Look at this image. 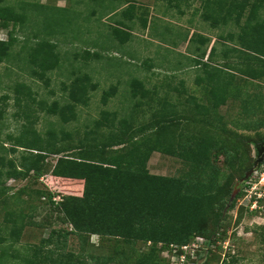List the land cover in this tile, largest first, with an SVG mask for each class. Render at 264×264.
<instances>
[{
  "label": "trees",
  "instance_id": "obj_1",
  "mask_svg": "<svg viewBox=\"0 0 264 264\" xmlns=\"http://www.w3.org/2000/svg\"><path fill=\"white\" fill-rule=\"evenodd\" d=\"M96 1L105 6L99 20L108 17L112 21L104 24L108 32H99L101 39L107 37L109 43L116 45L117 41L122 46L131 41L136 20H140L144 28L149 26L147 11L134 3L126 6L121 2L120 5L107 2H115L113 0ZM20 4L17 9L8 0H0V29L8 33V39H0V65L9 62L14 56V47L19 41L18 28L22 30L29 27L33 21L32 24L36 26V30H32L35 40L30 44L32 39L29 37L21 49L25 51L24 56L32 74L49 84L48 73L62 64V55L57 41L51 37L53 34H47V28L45 35L42 33L44 27L41 26V15L37 11L46 4L25 1ZM200 10L203 18L214 27L229 23L235 26L236 30L226 37L233 45H228L225 56L234 54L239 62L230 69L211 65V62L203 61L207 51L202 47L196 51L199 55L193 57L194 65L204 69L205 76L199 77L197 82H205L203 86L206 87L208 100L205 103L194 97V101L204 115L200 122L210 124V108L217 110L230 97H238L241 93L240 87H236L237 72L249 78H264V0H204ZM30 11L37 14L34 20L30 18ZM96 13L94 9L92 16ZM55 22L61 25L60 20ZM152 27L158 30L157 26ZM168 29L159 30L165 41L170 31ZM188 37L189 33L184 39ZM196 39L203 44L211 40L193 33L190 41ZM101 48L109 50L105 46ZM215 52V46L211 47L209 59ZM16 54L21 56L22 53ZM84 56L86 59H101L105 54L85 49ZM187 58L190 57L187 55ZM76 74L65 87V91H68L65 103L59 100L51 104L44 100L39 102L43 110L58 115L62 123L77 120L79 106H88L92 92L99 87L90 73ZM128 83L131 89L127 90V96L135 100L134 106H141L146 98L154 100L152 90L146 87L140 77L135 76ZM118 89V85H112L109 90H105L103 104L107 105ZM13 92L15 103L29 122L19 134L8 135L12 141L10 147L6 145L7 141H0V206L13 195L21 200L22 195L27 193L25 188L11 193L12 188L7 186L8 180L32 178L39 181L49 178L46 183L48 188L35 189L28 194L36 193L39 200H45L51 206L50 210L57 213L58 221L68 226L52 229L47 238L38 244L28 245L25 253H19L15 243L20 241L26 226L32 223L38 207L30 203L28 214L25 209L12 211L5 225L0 226V264H173L162 256L164 249L172 243L188 244L194 237H206L210 246L206 254L201 256L200 264L214 263L212 245L226 238V227L229 226L225 223L226 214L235 207L244 184L255 177L253 175L239 184L241 192L234 199L232 194L239 181L227 187L224 192L226 195L220 198L223 192L220 186L223 169L217 162L220 156H224V165L234 166L243 156L239 150L251 141L235 135L239 146L229 149L210 138L181 135L178 128L185 118L169 109L159 110L154 115L156 119L149 125L135 129V110L132 108L122 117L119 111L102 109L99 118L84 126L78 143L59 144L56 128H50L45 136L33 126L31 117L35 108L31 107V100L36 99L31 85L16 82ZM259 96L248 99L249 111L253 110L251 107H261ZM4 98H9V95ZM3 118L4 110L0 109V123ZM105 129L109 130V134ZM61 131H64L63 126ZM74 131L79 134L80 128ZM138 132L143 133L141 141L138 140ZM68 135L71 136L72 132L69 131ZM156 151L176 155L183 159L188 169L178 177L151 173L148 162ZM52 155L58 157L50 169L49 158ZM254 164L247 170L253 168ZM259 166L258 169H262L264 162ZM51 217L48 220L50 223L53 220ZM74 234L85 239L84 242L89 241L85 235H98L104 240L102 245L106 246L105 241L112 239L115 243L109 248V253L99 256L90 255L84 245L80 252L68 250V239ZM8 239L11 244L3 245ZM12 248L16 250L15 253ZM88 258L94 260L93 263Z\"/></svg>",
  "mask_w": 264,
  "mask_h": 264
},
{
  "label": "rangeland",
  "instance_id": "obj_2",
  "mask_svg": "<svg viewBox=\"0 0 264 264\" xmlns=\"http://www.w3.org/2000/svg\"><path fill=\"white\" fill-rule=\"evenodd\" d=\"M8 1L17 9H19L22 1L46 4L40 6L41 9L37 11L40 12V23L44 27L42 33L45 35L44 31L47 28L46 33L53 34L51 37L57 41L62 55V64L48 73L50 82L47 84L44 79L32 74L29 63L24 56L25 51L21 49L29 37L32 39L30 44L35 40L32 34V30H36L35 24H32V21L29 27L22 30L18 28L19 41L14 47V56L9 62L0 65V109L4 110V118L0 123V141H7L8 147L11 146L12 142L8 139V135L19 134L24 125L29 122L26 116L22 114L20 106L15 103V93L13 92V86L16 82H26L31 85L34 92L33 96L36 99L31 100V107L35 108L31 117L33 126L45 136L48 135L50 128H56L59 144L75 145L78 143L82 138L80 134L85 130L84 126L99 118L102 109L119 111V115L122 117L131 112L133 108L135 110V129L149 125L151 121L156 119L154 115L159 110L169 109L185 118L183 124L178 128L181 135L210 138L229 149L238 145L235 135L251 141L239 150L243 156L234 166L224 165L225 157H219L217 163L223 169V174L220 177V186L223 192L220 198L226 195L224 192L227 187L238 181L241 182L244 174L248 171L247 169L253 162H256L257 144L261 145L264 141V78H249L237 72L236 87L241 89L239 96L230 97L227 103L217 110L210 108L208 115L210 124L200 122L204 115L197 108L194 97H197V101H204L205 103L208 101L206 87L203 86L205 82H197L199 77L205 76L204 69L203 67H195L194 61L185 59L182 55H188L189 51H197L198 47L205 49L208 54L211 47L215 46V54L210 59L208 55H205L203 61L209 59L211 65H220L228 69L239 63L234 54L229 57L225 56L228 45L229 47L233 45L230 39L226 37L232 30H236L235 26L229 23L225 26L214 27L210 21L205 20L202 10H200L204 0L107 1L111 5H118L121 2L120 4L124 3L123 5L127 6L128 3H134L148 13V28H144L142 22L136 20L133 23L134 38L122 46L118 45L117 41L115 42L116 45L109 43L107 37L101 39L99 32H108L104 24L112 23V21L108 17L99 20L105 6L96 0ZM36 5L39 4L36 3ZM94 9L97 13L92 16ZM31 14L33 16L30 15V18L34 20L37 16L36 12ZM56 20H60L61 25H57ZM152 26H157L158 30L156 31ZM168 28L170 31L166 36L167 41H165L162 39L163 35L159 34V30L164 31ZM53 29L60 31L57 30L58 32L55 34ZM187 33H189V37L185 40L184 36ZM193 33L203 35L211 40L207 44H203L197 39L190 41ZM0 39H8L7 30L0 29ZM110 44L113 46H108ZM104 46L108 47L109 50L101 48ZM85 49L102 51L105 57L86 59L84 56ZM19 52L22 53L21 56L16 54ZM196 54L199 55L197 52ZM240 64L244 65L242 62ZM78 72L90 73L93 76V81L99 83V87L92 92L88 106H79L77 120L62 123L58 115L48 114L39 102L44 100L51 104L54 100H59L61 103H65L68 99V91H65V87ZM135 76L144 80L146 87L152 90L151 96H154L152 101L148 98L144 99V103L139 107L134 106L135 100L127 96L129 94L127 90L131 89L128 81ZM112 85H118V92L105 105L102 100L103 93L105 90H109ZM5 95H9V98H4ZM257 96L261 98L259 102L261 107H251L250 109L253 110L249 111L247 108L248 99ZM165 102H168L167 107ZM62 126L64 127L63 132L61 131ZM78 127L80 128L79 134L74 131ZM69 131L72 132L71 136L68 135ZM105 132L109 134V130L106 131L105 129ZM142 134V132L137 134L139 141L143 139ZM146 134L147 132L144 136ZM57 157L52 155L49 158L50 169L55 164ZM148 169L151 173L178 177L182 176L188 167L183 159L176 155L156 151L148 162ZM257 171L264 172V167L257 169ZM256 174L254 173L255 177L249 183L244 184V189L237 199L235 207L226 214L225 223L229 225L226 227V238L212 246L214 250L213 264H264V228H261L264 226V184L261 182V175ZM48 179L44 180L43 178L39 181L32 178L11 179L7 182V186L12 188L11 193H16L23 188L26 189L27 193L22 195L21 200L13 195L7 203L0 206L1 227L5 225L12 211L25 209L26 214H28L30 203L38 207L32 218V223L26 226L20 241L15 243V249L20 251L19 253H25L28 245L38 244L43 238H47L52 229L68 226L58 221L57 213L50 210L51 206L45 200H39L36 193L28 194L35 189L45 190L48 188L46 184ZM57 186L59 187V184ZM22 201L26 202L23 203ZM49 213L53 216L52 223L48 221L51 217ZM222 232L223 230H221ZM85 236L86 239H89L88 242H84L85 239L80 238L77 234L71 235L68 239L67 249L80 252L82 245H84L90 255L99 256L109 253L111 251L109 248L115 243L113 239L105 241L107 244L105 246L102 245L104 240L100 236ZM9 244H11L10 239L6 240L3 245ZM15 249L12 248L13 253L16 252ZM88 260L91 261L90 258ZM93 261L91 262L93 263Z\"/></svg>",
  "mask_w": 264,
  "mask_h": 264
},
{
  "label": "built area",
  "instance_id": "obj_3",
  "mask_svg": "<svg viewBox=\"0 0 264 264\" xmlns=\"http://www.w3.org/2000/svg\"><path fill=\"white\" fill-rule=\"evenodd\" d=\"M255 174L261 175V182L264 184V172L256 171ZM208 249H210L208 239L206 237H196L188 244H170L168 248L164 249L162 255L173 264H200L202 262L201 256L205 255Z\"/></svg>",
  "mask_w": 264,
  "mask_h": 264
},
{
  "label": "water",
  "instance_id": "obj_4",
  "mask_svg": "<svg viewBox=\"0 0 264 264\" xmlns=\"http://www.w3.org/2000/svg\"><path fill=\"white\" fill-rule=\"evenodd\" d=\"M257 148H258L259 153H262L264 151V142L260 146H258ZM263 162H264V157H258V159L256 160V162L254 164V167L246 172V174H245V176H244V178L242 179L241 182H243L245 180H248L252 175H254V173L256 172L255 168L258 165H261ZM241 182H238L236 184V187H235V189L233 191V194H232V199H234L236 197L237 193L240 191L239 184Z\"/></svg>",
  "mask_w": 264,
  "mask_h": 264
},
{
  "label": "crops",
  "instance_id": "obj_5",
  "mask_svg": "<svg viewBox=\"0 0 264 264\" xmlns=\"http://www.w3.org/2000/svg\"><path fill=\"white\" fill-rule=\"evenodd\" d=\"M211 50V49H210ZM209 53L210 52H208V54H206V55H208V58H209ZM196 51H192V52H190L189 54H188V56L190 57L189 59L190 60H192V61H194V58L193 57H195L196 58ZM185 59L187 58V55L186 54H184V55H182ZM188 59V58H187ZM188 59V60H189ZM207 61H208V59H207ZM194 65V64H193ZM195 66V65H194ZM196 67V66H195Z\"/></svg>",
  "mask_w": 264,
  "mask_h": 264
},
{
  "label": "flooded vegetation",
  "instance_id": "obj_6",
  "mask_svg": "<svg viewBox=\"0 0 264 264\" xmlns=\"http://www.w3.org/2000/svg\"><path fill=\"white\" fill-rule=\"evenodd\" d=\"M260 146L257 144V147ZM256 147V160L258 159V157H264V151L262 153H259L258 151V148ZM260 166L258 165L255 170L257 171V169L259 168Z\"/></svg>",
  "mask_w": 264,
  "mask_h": 264
}]
</instances>
